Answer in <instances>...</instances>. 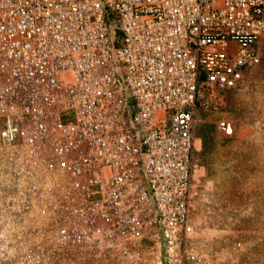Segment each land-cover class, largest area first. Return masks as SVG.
Listing matches in <instances>:
<instances>
[{"label":"built area","instance_id":"built-area-1","mask_svg":"<svg viewBox=\"0 0 264 264\" xmlns=\"http://www.w3.org/2000/svg\"><path fill=\"white\" fill-rule=\"evenodd\" d=\"M263 47L264 0H0V211L44 233L32 260L216 264L191 218L200 89L244 86Z\"/></svg>","mask_w":264,"mask_h":264},{"label":"rangeland","instance_id":"rangeland-1","mask_svg":"<svg viewBox=\"0 0 264 264\" xmlns=\"http://www.w3.org/2000/svg\"><path fill=\"white\" fill-rule=\"evenodd\" d=\"M260 63L239 89H200L193 152L191 218L196 250L216 264H264V47ZM227 120L226 136L218 122ZM0 152V210L8 183ZM26 224L27 222H22ZM0 211V264H38V244L51 249L39 231L12 230ZM53 250V248H52Z\"/></svg>","mask_w":264,"mask_h":264},{"label":"bare ground","instance_id":"bare-ground-1","mask_svg":"<svg viewBox=\"0 0 264 264\" xmlns=\"http://www.w3.org/2000/svg\"><path fill=\"white\" fill-rule=\"evenodd\" d=\"M199 145V141L197 140L196 142H195V146L197 147Z\"/></svg>","mask_w":264,"mask_h":264}]
</instances>
